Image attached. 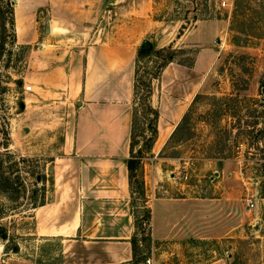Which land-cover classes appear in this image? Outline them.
<instances>
[{"label": "rangeland", "instance_id": "obj_1", "mask_svg": "<svg viewBox=\"0 0 264 264\" xmlns=\"http://www.w3.org/2000/svg\"><path fill=\"white\" fill-rule=\"evenodd\" d=\"M10 1L14 32L5 22L3 39L0 21V264H64L67 238L39 235L33 208L42 203L44 211L59 213L60 200L79 205L84 198L75 194L82 185L73 163L53 159L67 150L59 148L61 142L75 137L77 106L98 96L93 89L103 74L108 97L131 91V117L137 107L132 153L139 164L128 201L134 224L136 218L134 256L120 264H264V99L258 93L264 0H98L92 11L81 10L82 0ZM144 2L151 8L142 17L163 24L134 35L138 25L130 11ZM143 18L141 29L150 27ZM142 44L166 49L136 61ZM169 45L176 49L174 59L152 78L151 103L160 115L157 137L147 149L139 134V99L133 103L134 69L140 79L149 77ZM29 58L36 59L34 67ZM64 62L70 87L62 74L63 87L56 90L68 91L41 93L38 72ZM188 107L187 127L173 133ZM68 171L70 182L63 180ZM181 184L188 189L183 194ZM69 189L71 196L65 195ZM157 196L197 197L201 209L223 216L227 229L215 238H158L151 215L142 216ZM83 247L76 244L78 252Z\"/></svg>", "mask_w": 264, "mask_h": 264}, {"label": "crops", "instance_id": "obj_2", "mask_svg": "<svg viewBox=\"0 0 264 264\" xmlns=\"http://www.w3.org/2000/svg\"><path fill=\"white\" fill-rule=\"evenodd\" d=\"M97 1L82 0L81 10L92 11L91 8L94 7L92 5ZM114 2L116 0H113ZM150 8L151 4L144 2V5L137 4L130 11L133 14L132 19L137 21L138 25V30L133 32L134 35L141 36L143 32H151L163 24L161 19L142 17ZM101 17L104 18L105 13L101 14ZM142 18L150 27L141 29ZM207 22L205 20L203 23H197L193 30L198 31ZM166 29L167 27L161 30L165 32ZM183 35L184 33L180 34L181 37ZM171 41L173 39L169 38L166 42ZM125 55L126 53L118 57L117 65L121 66L127 59ZM131 55L133 56V53ZM29 62V67L36 65V59L29 58ZM71 62L73 61L69 58V65ZM66 67L67 62L48 64L46 70L39 71L36 82L40 92L54 97L57 93L67 92V89L56 90L63 87L62 74L65 75V84L71 81L70 73L64 72ZM104 76L105 74L98 77L97 80L101 81L93 89L98 96L82 100L77 106L75 137L73 140L61 142L59 148L67 150H62L63 154L55 155L53 159L56 161L57 158H64L70 165L73 163L76 170L75 178L82 185L75 194L83 195L84 198L79 200V205L70 200L62 203L61 200H57L59 206H62L59 213L44 211L42 208L46 205L42 203L33 208L39 235L56 236L60 241L67 238L65 241L67 247L63 248L64 252L68 249L62 257L64 264H120L133 257L130 239L135 231V224L133 210L128 202L130 185L126 166L130 154L132 92L129 91L117 98L108 97L105 82L107 79ZM69 171L63 175H71ZM63 180L70 182L71 178L63 177ZM185 186L187 185H180L181 194L187 192ZM70 190L66 191L65 195H73ZM195 198L197 197H155L152 200L155 207H151L150 215L152 231H155L156 237H174L172 239L176 240L195 236L202 239L215 238L221 231L227 229V226L220 222L222 215L216 214L213 210L210 212L207 208L201 209L200 201H196L198 199ZM215 203L216 201L209 202ZM68 207L69 209H65ZM42 217L46 219L43 225ZM215 220L218 221L216 224ZM42 228L51 231H40ZM76 244L83 245L84 251L78 252Z\"/></svg>", "mask_w": 264, "mask_h": 264}, {"label": "trees", "instance_id": "obj_3", "mask_svg": "<svg viewBox=\"0 0 264 264\" xmlns=\"http://www.w3.org/2000/svg\"><path fill=\"white\" fill-rule=\"evenodd\" d=\"M5 4H6V8L2 9L1 7V2H4L3 0H0V21L1 24L3 25V31H1V39L4 38V30H5V22H9L11 28L13 29L14 32V12H13V7L11 4L10 0H5ZM236 37V35H235ZM164 49H166V47H160V48H154L152 44H150L149 46H144V44H142L141 46H139V48L137 49V53H136V61H138L140 59V57L142 56H148V57H152L155 54H160L161 51H163ZM168 51L163 55V61L159 64V67L150 74L149 77H147L146 79H140L139 77H137V73H138V68L137 66L134 69V74H135V79L133 81V103L137 102V99H139V103H140V107H141V116L143 118L142 123H144V126L142 128L141 133L145 138L144 140V147H147V149L151 148L153 142L155 141L156 137H157V133H158V126H157V121H158V117H159V109L154 106L151 103V94H152V78L157 77V75L159 74L161 68H163L168 62L172 61L175 57V51L176 49L172 48L171 45H169L168 47ZM188 64V63H187ZM258 93L261 95V97L264 99V71L262 72L261 78L259 79L258 82ZM200 96V93H196V95L194 96L192 103H194V101ZM190 107V106H189ZM187 108V110L182 114L180 120L178 121V123L176 124L173 133L176 129H181L182 127H187L189 119V110L190 108ZM135 106H133V111H132V117H131V130H130V141H129V145H130V154L126 160V166L128 169V178H129V185L131 188V179L132 177L136 174V168L138 167L139 164V159L137 154L132 153V147H133V133L134 130L136 129V118H137V111H136ZM139 110V109H138ZM225 131V130H224ZM227 132V130H226ZM225 145H221V149L224 147ZM219 148V150H220ZM137 151H141V146L138 147ZM147 211L144 213L145 218L149 216L150 211L149 209H146ZM135 226H136V218H135ZM131 245H132V250L134 251V237L131 236ZM134 254V252H133ZM134 256V255H133Z\"/></svg>", "mask_w": 264, "mask_h": 264}, {"label": "built area", "instance_id": "obj_4", "mask_svg": "<svg viewBox=\"0 0 264 264\" xmlns=\"http://www.w3.org/2000/svg\"><path fill=\"white\" fill-rule=\"evenodd\" d=\"M221 3H222V4H225V1L222 0ZM23 86H24V89H25V90H30V89H31V85H30V84H24ZM188 162H189V161H187L185 164H188ZM183 177H187V173H186V172H184ZM249 204L252 206L254 203H253L252 201H250ZM152 264H153V263H152ZM159 264H160V263H159Z\"/></svg>", "mask_w": 264, "mask_h": 264}, {"label": "water", "instance_id": "obj_5", "mask_svg": "<svg viewBox=\"0 0 264 264\" xmlns=\"http://www.w3.org/2000/svg\"><path fill=\"white\" fill-rule=\"evenodd\" d=\"M148 45V42H145ZM18 83H21V79L18 80Z\"/></svg>", "mask_w": 264, "mask_h": 264}]
</instances>
